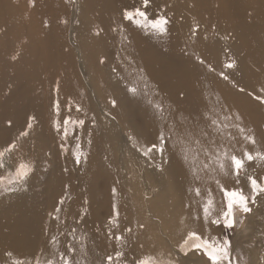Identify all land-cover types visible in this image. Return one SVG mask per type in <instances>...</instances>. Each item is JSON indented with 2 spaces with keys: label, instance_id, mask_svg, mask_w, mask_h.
Wrapping results in <instances>:
<instances>
[{
  "label": "bare ground",
  "instance_id": "6f19581e",
  "mask_svg": "<svg viewBox=\"0 0 264 264\" xmlns=\"http://www.w3.org/2000/svg\"><path fill=\"white\" fill-rule=\"evenodd\" d=\"M73 2L0 0V151L16 145L0 167V264H59V254L80 264L107 255L208 264L179 251L190 231L222 241L223 224L211 223L215 212L205 220L190 189L219 210L217 179L249 196L248 175L264 183L260 159L239 177L209 159L264 152V0ZM134 8L166 17L167 32L125 19ZM20 162L30 175L7 185ZM249 207L236 209L245 219L231 264H264V195Z\"/></svg>",
  "mask_w": 264,
  "mask_h": 264
},
{
  "label": "snow or ice",
  "instance_id": "6c2138e0",
  "mask_svg": "<svg viewBox=\"0 0 264 264\" xmlns=\"http://www.w3.org/2000/svg\"><path fill=\"white\" fill-rule=\"evenodd\" d=\"M149 5V0H143V8L147 9ZM139 19H136V18ZM124 18L132 21L135 20L136 24L140 27H150L155 32L159 34H165L167 32L166 25L168 24V20L164 16L154 17L149 19L148 13L145 10H141V8H134L133 10H125ZM103 62V61H101ZM228 68L234 67L233 63H229L226 65ZM223 75V73L221 74ZM227 76H224V79H227ZM130 91L135 92L136 89L132 88ZM115 102L113 101V104ZM57 110H59V103L57 102ZM80 109L77 108V111ZM34 119V118H32ZM72 123H78L79 125L83 126L84 121H71ZM70 123V118H65L63 120L64 127V136L65 138L68 135L67 132V125ZM211 123L213 125L217 124V121L212 120ZM28 127L31 128L32 124L29 123ZM56 128L59 131L61 128L60 122L56 123ZM240 132L243 133L244 129H240ZM27 132H22L21 136H26ZM163 139V138H162ZM244 139L247 140L251 144H255L256 140L254 136H244ZM15 143L11 144L6 148L4 151H0V167H3L4 164V156L5 152H12L15 149ZM80 146L77 145V148ZM157 146L155 144L151 145L148 148V152L145 153L147 155L152 150L156 149ZM161 154L164 151L163 144L157 149ZM187 157L185 156V160ZM210 160H214L218 165V170L220 174L224 176H228L230 174L239 177L242 172H246L247 170V162L254 161L256 159H260L264 161V152H256L253 154L250 151L244 150L241 155L233 154L228 151H224L223 153L217 152L214 156L209 157ZM77 163L80 161V156L76 157ZM225 161L228 163L226 164ZM203 167L207 169L209 164H204ZM32 169L31 167L24 163L20 162L15 171L16 179L13 183L19 184L21 187L23 183L26 182L27 177L30 175ZM194 179H200L198 175L194 173ZM248 183L250 184L251 188V195H245L242 190L239 189H227L226 187L222 186L220 181L217 179L216 184L220 187L221 191L224 193L225 203L221 205L220 209L217 210L214 204V199L208 196H202V189L200 187H196L194 189H190V191H194L196 197H201V200L204 202L201 204V209L205 220L209 219L213 213H216V219L211 220L213 224H223L226 228H233L236 223L235 218V209L239 208L243 213L247 214L251 212V208L249 207L250 203H255L257 196L264 195V183L260 182V178L253 177L251 175L247 176ZM3 182V178L0 177V183ZM15 190V189H12ZM115 191V190H114ZM206 192L207 189H204ZM200 203V201H196ZM63 203V201H61ZM56 211H60V209H56ZM131 232V229H128ZM54 239V238H53ZM115 239L117 241H123V236H116ZM231 242L227 239L220 241L215 238L204 237L202 234H198L195 231H190L187 234V237L183 241L182 244L179 246V251L183 253L185 256L188 255L190 251H196L198 253L203 254L208 261V264H231V254H230ZM71 250V249H70ZM51 255H57V253H52ZM115 257L117 260L124 258L125 253L122 251H117L115 253ZM107 264H114V258L112 255L106 256ZM16 264H22L21 261H17ZM46 264H58L56 260L51 258L48 259ZM59 264H80V261H73L69 259L64 254H59ZM132 264H161V262L153 255L142 256L137 260L133 261ZM167 264H177L174 260H168Z\"/></svg>",
  "mask_w": 264,
  "mask_h": 264
},
{
  "label": "rangeland",
  "instance_id": "374dc122",
  "mask_svg": "<svg viewBox=\"0 0 264 264\" xmlns=\"http://www.w3.org/2000/svg\"><path fill=\"white\" fill-rule=\"evenodd\" d=\"M72 4H75V0H74V2H73ZM67 118H70V117H67ZM6 148H8V146H6ZM6 148H5V149H6ZM80 155H81V153H76V154H75V157H76V156H80ZM14 160H17V159H14ZM77 165H79V164H77ZM13 181H14V180L8 181V182H7V185H12V184H14ZM0 187H2V186L0 185ZM237 213H238V210L236 211V209H235V218H236L235 226H234L233 228H226V227H224V228L221 229V232H220V239H221L222 241L225 240V239H227V240H229V241L231 242V240H233V238H235L239 232H242V229H243V222H244L245 217H241V222H239L238 219H237ZM249 213H250V212H249ZM249 213H247V214H249ZM244 214H245V213H244ZM115 217H117V215H116ZM116 227H117V225H113L112 228H113V229H116ZM111 235H112V234H111ZM109 239H111V238H109ZM232 255H233V254H232ZM235 258H236V257H235ZM231 260H232V259H231ZM244 261H245V259H244ZM106 264H107V263H106Z\"/></svg>",
  "mask_w": 264,
  "mask_h": 264
}]
</instances>
